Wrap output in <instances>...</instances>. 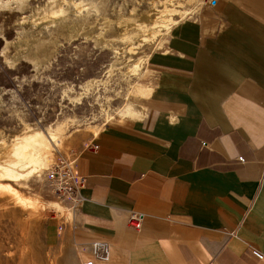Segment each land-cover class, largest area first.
<instances>
[{"label":"crops","instance_id":"crops-1","mask_svg":"<svg viewBox=\"0 0 264 264\" xmlns=\"http://www.w3.org/2000/svg\"><path fill=\"white\" fill-rule=\"evenodd\" d=\"M142 73L135 114L73 151L77 264L94 242L97 264H264V0H208Z\"/></svg>","mask_w":264,"mask_h":264},{"label":"rangeland","instance_id":"rangeland-1","mask_svg":"<svg viewBox=\"0 0 264 264\" xmlns=\"http://www.w3.org/2000/svg\"><path fill=\"white\" fill-rule=\"evenodd\" d=\"M48 1L0 0V151L29 134L49 143L27 176L0 169V264H77L70 229L79 188L60 191L50 169L135 114L149 55L208 0H57L48 8L61 3L66 17L35 21Z\"/></svg>","mask_w":264,"mask_h":264},{"label":"bare ground","instance_id":"bare-ground-1","mask_svg":"<svg viewBox=\"0 0 264 264\" xmlns=\"http://www.w3.org/2000/svg\"><path fill=\"white\" fill-rule=\"evenodd\" d=\"M56 2L59 1L49 0L47 5L45 6L42 5V7L40 6L37 7L35 13L33 14V19L38 22H42V21L56 22L58 19L62 17H66L68 14L67 13L68 10L65 9L63 7L64 5H62L61 3L59 4V6L57 5L58 7H54L51 9L48 8L49 6L53 7L54 3ZM77 6H80V4H78ZM19 39H20L19 41L23 42L22 38L19 37ZM47 148H49V143L46 141L43 134L36 133L25 136H18L13 140L11 144L5 146L0 151V169L4 170L5 171L3 172L5 173L4 175L9 176L11 179L12 178L19 179L25 177L33 171V166L37 167V164H39L43 159L46 158V155L44 156V153L47 150ZM28 169H32V170L27 172L26 170ZM11 186L12 188L8 187V190L10 192L15 189V188L13 189V185ZM0 190H2V188H0ZM15 191L16 189L14 190V192ZM16 199L18 200L19 197ZM24 202L25 201H23V203ZM25 203H27V201Z\"/></svg>","mask_w":264,"mask_h":264},{"label":"built area","instance_id":"built-area-1","mask_svg":"<svg viewBox=\"0 0 264 264\" xmlns=\"http://www.w3.org/2000/svg\"><path fill=\"white\" fill-rule=\"evenodd\" d=\"M240 161H244L243 157H239ZM76 156L74 155L72 159L62 158L57 160L52 168L50 169L51 179L56 182L59 186L60 191H68L73 187V183L80 185L82 183V178L78 176L75 169ZM78 200L80 199L78 195ZM77 200V201H78ZM144 215L142 213H133L129 218V223L139 228L142 224ZM111 253L110 246L104 242H94L91 244V254L92 258L87 260L84 264H97V262H105L109 259ZM256 256L260 259L263 258L259 252H254Z\"/></svg>","mask_w":264,"mask_h":264}]
</instances>
